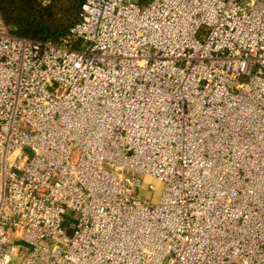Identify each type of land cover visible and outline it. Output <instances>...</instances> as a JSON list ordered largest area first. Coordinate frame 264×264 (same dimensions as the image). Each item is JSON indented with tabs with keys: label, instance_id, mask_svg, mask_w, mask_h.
Instances as JSON below:
<instances>
[{
	"label": "built area",
	"instance_id": "1",
	"mask_svg": "<svg viewBox=\"0 0 264 264\" xmlns=\"http://www.w3.org/2000/svg\"><path fill=\"white\" fill-rule=\"evenodd\" d=\"M16 258L264 264V0H84L60 42L0 13V264Z\"/></svg>",
	"mask_w": 264,
	"mask_h": 264
},
{
	"label": "trees",
	"instance_id": "2",
	"mask_svg": "<svg viewBox=\"0 0 264 264\" xmlns=\"http://www.w3.org/2000/svg\"><path fill=\"white\" fill-rule=\"evenodd\" d=\"M75 15L57 10L52 3L41 4L38 0H0V13L17 35L38 40L63 41L71 28L79 21L84 0H77ZM151 0H138L146 5Z\"/></svg>",
	"mask_w": 264,
	"mask_h": 264
},
{
	"label": "rangeland",
	"instance_id": "3",
	"mask_svg": "<svg viewBox=\"0 0 264 264\" xmlns=\"http://www.w3.org/2000/svg\"><path fill=\"white\" fill-rule=\"evenodd\" d=\"M43 5H48L50 3L57 6V10L62 12V10L68 11L69 15H75L76 8L78 5L77 0H38ZM138 1V0H137ZM152 182L155 185V192H153L149 188V183ZM165 189V183L158 180H153L150 177L145 178L144 182L142 183L139 192L137 194L138 198L152 200L153 202L157 203L161 199V196L163 194V191ZM27 247H24L26 249ZM14 264H20L19 259H15ZM42 264V263H39Z\"/></svg>",
	"mask_w": 264,
	"mask_h": 264
}]
</instances>
